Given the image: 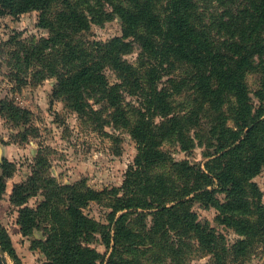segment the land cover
<instances>
[{
	"label": "trees",
	"instance_id": "16d2710c",
	"mask_svg": "<svg viewBox=\"0 0 264 264\" xmlns=\"http://www.w3.org/2000/svg\"><path fill=\"white\" fill-rule=\"evenodd\" d=\"M213 2L216 9L207 0H0V18L37 11L48 32L30 44L9 40V64L26 75L33 70L37 83L56 78V98L98 128L127 129L138 148L123 186L98 191L46 177L47 159L37 158L12 201L25 236L43 230L36 239L42 264H192L206 257L208 264H244L257 245L264 250V201L254 181L264 169V0ZM114 16L122 36L87 38L92 24ZM134 44L136 65L125 59ZM250 74L258 79L253 91ZM172 139L184 151L207 147L205 166L175 161L162 149ZM4 188L0 177V197ZM38 196L39 205L28 206ZM91 203L104 215L92 216ZM196 203L215 209L216 222L240 239L231 244L201 221ZM0 245L15 258L1 228Z\"/></svg>",
	"mask_w": 264,
	"mask_h": 264
},
{
	"label": "rangeland",
	"instance_id": "374dc122",
	"mask_svg": "<svg viewBox=\"0 0 264 264\" xmlns=\"http://www.w3.org/2000/svg\"><path fill=\"white\" fill-rule=\"evenodd\" d=\"M209 6L217 5L213 0ZM205 0H200V4ZM39 13L31 11L0 18V177L5 188L0 197V228L9 237L15 252V258L5 251L9 264H42L46 257L38 247L37 240H43V230H35L34 235L25 236L18 224L20 207L12 201L14 188L28 181L37 165L38 157H46L45 176L59 184L74 185L82 182L93 190L120 188L123 186L126 172L133 164L137 154V143L127 129L106 123L103 129L94 123L82 119L68 108L61 98L55 97L57 79L48 77L39 83L32 78V72L26 75L19 67L9 64L10 53L15 49L7 45L12 38L30 44L48 36L47 30L38 24ZM122 36V23L115 16L102 24H92L87 35L89 40L109 41ZM134 51L125 59L136 65L140 47L134 44ZM109 81L114 84L117 78L110 69L106 70ZM28 76L27 81L25 77ZM27 82V83H26ZM250 90L258 88L255 75L248 76ZM131 100V98H127ZM257 102V101H256ZM8 104L15 109L3 110ZM162 149L175 161L187 160L201 167L209 160V149L197 143L192 150H182L175 140L164 142ZM8 164L6 172L3 163ZM262 191L264 201V169L254 179ZM224 198V195H219ZM42 196L32 197L28 206L36 208ZM194 210L201 221H209L211 226L227 235L230 243L240 237L233 231L219 225L216 210L201 208L196 203ZM92 216L100 218L105 210L91 203L87 210ZM36 236V237H35ZM94 246L101 252L103 245ZM255 251L248 254L244 264H264V250L257 245ZM209 257L197 259L192 264H208ZM1 264V262H0Z\"/></svg>",
	"mask_w": 264,
	"mask_h": 264
},
{
	"label": "water",
	"instance_id": "95a60500",
	"mask_svg": "<svg viewBox=\"0 0 264 264\" xmlns=\"http://www.w3.org/2000/svg\"><path fill=\"white\" fill-rule=\"evenodd\" d=\"M0 262L1 264H9L5 256V251L2 249H1V255H0Z\"/></svg>",
	"mask_w": 264,
	"mask_h": 264
},
{
	"label": "bare ground",
	"instance_id": "6f19581e",
	"mask_svg": "<svg viewBox=\"0 0 264 264\" xmlns=\"http://www.w3.org/2000/svg\"><path fill=\"white\" fill-rule=\"evenodd\" d=\"M0 255H1V249H0Z\"/></svg>",
	"mask_w": 264,
	"mask_h": 264
}]
</instances>
